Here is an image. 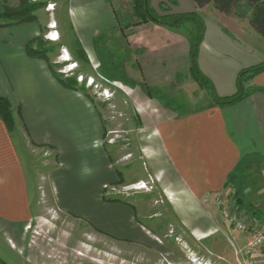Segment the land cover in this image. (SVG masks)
<instances>
[{"label": "crops", "instance_id": "0c3cea01", "mask_svg": "<svg viewBox=\"0 0 264 264\" xmlns=\"http://www.w3.org/2000/svg\"><path fill=\"white\" fill-rule=\"evenodd\" d=\"M251 1L237 17L219 13L212 4L198 9L193 0L179 1L174 13L198 12L203 18L206 32L199 70L218 97L235 95L240 72L264 62V38L250 25ZM151 2L156 9L163 4V0ZM90 4L109 14L102 0H69V19L92 63L86 45L99 38L101 29L93 24L96 12L86 14ZM120 33L133 56L127 75L138 80L136 88L146 84L160 93L173 86L185 92L192 89L206 103L184 112L166 109L170 115L138 139L145 145L144 158L138 154L136 159L145 168L141 167L143 175L137 170L121 173L114 168L121 163L118 151L105 149L101 112L92 109L79 92L61 85L44 61L26 53V46L40 34V24L0 25V96L10 102L16 124L10 132L0 117V227L19 226L32 217L22 145L26 142L59 157L63 166L54 181L64 209L107 236L151 244L170 214L200 248L197 258L209 261L203 264H237L244 259L239 254L253 234L239 231L226 213L264 226L262 214L255 213L256 208L264 212V199L248 209L232 196L234 180L243 167L263 165L264 180V95L253 93L234 106L214 105L211 94L200 92L188 78L190 45L185 36L154 23L134 24ZM245 87L264 89V72ZM192 99L187 98L189 104ZM133 161L124 164L132 166ZM148 174L158 180V204L141 194L103 198L105 184H132L147 180ZM263 184L257 195L264 194ZM261 255L262 250L256 252L258 261Z\"/></svg>", "mask_w": 264, "mask_h": 264}, {"label": "rangeland", "instance_id": "374dc122", "mask_svg": "<svg viewBox=\"0 0 264 264\" xmlns=\"http://www.w3.org/2000/svg\"><path fill=\"white\" fill-rule=\"evenodd\" d=\"M22 1L35 6L32 13L33 21L40 24V34L35 38V47L40 45L39 50L45 55L40 60L47 64L54 77L75 81L74 89L71 90L79 92L92 109L101 112L105 129V149L110 153V148L114 147L121 161L114 166L115 170L118 169L121 173L137 170L139 175H143L141 167L145 168L136 159L139 158L138 154L144 158L145 145L138 139H141L150 128L151 132L154 131L158 124L166 119L169 114L166 109L174 112L182 108L184 112L197 106L201 107L206 101L199 98L198 93L194 94L192 89L185 92L177 86H173L166 93L155 95V98L149 97L141 85L140 88H136L138 80L135 81L129 74L127 75L133 56H130V49L127 48L122 34L117 35L122 28L139 25L133 22L134 20L140 22L135 12V0H102L108 9V15L97 10L99 7L92 4L86 8V14L93 15V12H96L97 19L93 24L101 29L99 38L93 41L92 45H86L92 63L88 56L86 61L79 56L78 46L83 49L84 47L77 36V27L69 19V0H0V11L5 8L17 9ZM179 1L183 3V0H163V5L168 8L165 13L174 14ZM149 2L150 7L158 15L163 14L161 6H158L157 10L151 0ZM247 3L248 1L242 3L233 17L239 16L240 8L247 6ZM249 11L250 9H246L247 13ZM207 15L211 17L210 14ZM109 25L110 28L107 30ZM52 38L55 41H51ZM65 58H69V61L64 62ZM188 78L199 87L200 92L210 94L208 89L201 87L190 74ZM188 97L195 98L191 104L187 101ZM17 140L22 144L21 138ZM22 145L27 183L30 188L32 217L29 222L19 226L0 227V264L209 262L207 259L197 258L200 248L179 228L170 214L169 220L166 219V223H163L165 226L156 230L157 237L153 236L150 239L151 244L146 245L107 236L85 219L66 211L58 197L54 181L57 169L63 166L61 160L48 149H37L26 142ZM129 160H134L132 166L124 164L130 162ZM262 167L263 165L255 164L248 169L243 167L237 173L234 180L236 192L232 195L236 203L240 201V204H246L248 209H251L254 207L253 204L256 205L258 201L264 199L263 193L261 196L256 194L257 191L260 192L258 189L264 182L261 175ZM146 179L132 184H105L102 189L103 198L110 200L119 195L128 197L141 194L150 195L153 203L158 204L161 202V193L157 189L158 180L152 174H148ZM140 182L148 183L150 191L130 189ZM257 210L256 208L255 213L260 212L264 217V212ZM240 221L246 223L249 220H242L240 217ZM144 225L148 226L149 222L146 221ZM261 250L262 261H259V264H264V246L258 251Z\"/></svg>", "mask_w": 264, "mask_h": 264}, {"label": "trees", "instance_id": "16d2710c", "mask_svg": "<svg viewBox=\"0 0 264 264\" xmlns=\"http://www.w3.org/2000/svg\"><path fill=\"white\" fill-rule=\"evenodd\" d=\"M248 0H193L198 9H203L209 5H213L215 10L219 13L230 16L235 13L238 7ZM134 7L137 17L140 19L138 24L154 23L167 28L170 31L180 33L185 36L190 45V76L201 86L210 92L214 105L219 107L234 106L241 101L245 100L253 93H261L264 95L262 88H249L245 87V83L253 77L264 72V62L255 67L244 69L239 74L238 79V92L229 97H218L215 93L214 86L211 81L204 76L199 70V50L203 43L206 26L203 18L198 12L188 14H173L165 13L168 8L163 4L160 10L163 14H157L151 7L149 0H135ZM35 6L27 5L22 1L21 6L17 9L5 8L0 11V25H19L34 22L32 15ZM253 12L250 19L251 27L264 38V0L255 3L252 6ZM36 40H32L26 46V53L34 59H42L45 55L40 51V45L35 47ZM38 42V41H37ZM79 56L86 61L87 55L83 48L78 46ZM56 78V76H55ZM57 81L68 89H74L75 81H66L64 79L56 78ZM143 91L149 96L154 97L160 95V92L150 88L146 84H142ZM0 117L5 122L10 132L15 131V119L13 116V109L10 102L0 96ZM240 203V201H239Z\"/></svg>", "mask_w": 264, "mask_h": 264}, {"label": "built area", "instance_id": "2783aa9c", "mask_svg": "<svg viewBox=\"0 0 264 264\" xmlns=\"http://www.w3.org/2000/svg\"><path fill=\"white\" fill-rule=\"evenodd\" d=\"M130 189H133L135 191H144V190L150 191V188L148 187V183H145V182H140L136 185H133L130 187ZM226 214H227V218L229 219V221H231V223L234 224L235 227L239 231L241 232L251 231L253 234L252 239L249 241L247 246L244 248V251H242V253L240 252L241 254L239 255H243L244 259L242 261L239 260L238 264H259V261L256 259V252L261 247L264 246V226L257 227L253 221L249 220V221H246L245 223L243 221H240L239 219H236L234 216L230 215L229 213H226Z\"/></svg>", "mask_w": 264, "mask_h": 264}, {"label": "water", "instance_id": "95a60500", "mask_svg": "<svg viewBox=\"0 0 264 264\" xmlns=\"http://www.w3.org/2000/svg\"><path fill=\"white\" fill-rule=\"evenodd\" d=\"M259 1H261V0H252L251 4L254 5L255 3L259 2Z\"/></svg>", "mask_w": 264, "mask_h": 264}, {"label": "bare ground", "instance_id": "6f19581e", "mask_svg": "<svg viewBox=\"0 0 264 264\" xmlns=\"http://www.w3.org/2000/svg\"><path fill=\"white\" fill-rule=\"evenodd\" d=\"M51 40H55V39H51ZM63 61L67 62V61H69V58H65Z\"/></svg>", "mask_w": 264, "mask_h": 264}]
</instances>
